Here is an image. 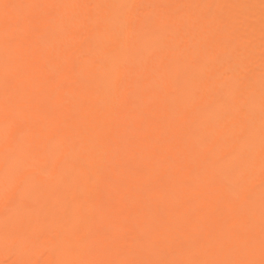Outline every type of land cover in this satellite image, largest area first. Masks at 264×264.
<instances>
[{"label":"bare ground","instance_id":"6f19581e","mask_svg":"<svg viewBox=\"0 0 264 264\" xmlns=\"http://www.w3.org/2000/svg\"><path fill=\"white\" fill-rule=\"evenodd\" d=\"M262 109L264 0H0V264H264Z\"/></svg>","mask_w":264,"mask_h":264},{"label":"snow or ice","instance_id":"6c2138e0","mask_svg":"<svg viewBox=\"0 0 264 264\" xmlns=\"http://www.w3.org/2000/svg\"><path fill=\"white\" fill-rule=\"evenodd\" d=\"M153 38V35L151 33L146 32L145 35L141 38L139 41L141 44L146 43L147 41L151 40ZM221 102L228 103L229 98L225 96L220 97ZM264 110V109H262ZM262 148H264V127H262Z\"/></svg>","mask_w":264,"mask_h":264}]
</instances>
